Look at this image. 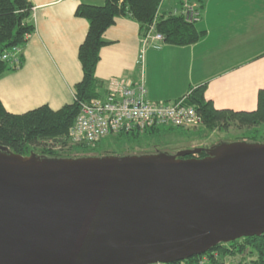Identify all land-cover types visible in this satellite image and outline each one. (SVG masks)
<instances>
[{"label": "water", "instance_id": "1", "mask_svg": "<svg viewBox=\"0 0 264 264\" xmlns=\"http://www.w3.org/2000/svg\"><path fill=\"white\" fill-rule=\"evenodd\" d=\"M52 159L0 147V264L182 262L264 234V142Z\"/></svg>", "mask_w": 264, "mask_h": 264}, {"label": "crops", "instance_id": "2", "mask_svg": "<svg viewBox=\"0 0 264 264\" xmlns=\"http://www.w3.org/2000/svg\"><path fill=\"white\" fill-rule=\"evenodd\" d=\"M36 30L22 48V65L0 77V100L14 114L41 105L58 110L75 99L83 78L78 51L88 20L76 15L81 1L31 0ZM203 4L196 24L206 34L186 46L161 43L142 55L138 22L120 16L104 38L96 75L105 93L122 82L143 78L148 98L174 101L193 87L206 85V98L218 109L254 111L264 92V0H194ZM178 2V1H177ZM174 3H166L168 10ZM175 6V5H174ZM143 65V67H142Z\"/></svg>", "mask_w": 264, "mask_h": 264}, {"label": "trees", "instance_id": "3", "mask_svg": "<svg viewBox=\"0 0 264 264\" xmlns=\"http://www.w3.org/2000/svg\"><path fill=\"white\" fill-rule=\"evenodd\" d=\"M177 1L179 0L167 1L163 5H161L162 0H104L103 5L81 1L76 9V15L87 19L89 28L78 51L83 78L74 87V101L65 104L58 110L45 104L21 114H14L9 112L0 100V147L11 153L27 155L34 152L40 157L52 159L84 157V155L65 154L62 152L63 150L85 154L99 152L103 146L101 142L94 145L70 146L67 135L80 112L81 103L103 97L106 94V83L96 75L101 58L100 52L108 44L104 38L106 30L116 23L118 17L126 16L139 23L142 36L148 33L152 25H155L156 31L164 35V41L168 44L186 46L197 43L204 37L206 31L200 30L197 23H189L183 16L172 13L174 5H180V2ZM174 2L176 4H173L168 10H163L166 3ZM195 2L202 9L203 4ZM32 14L33 3L31 0H0V77L9 70L17 69L9 61L3 60L2 55L14 47L23 48L27 44L29 37L36 30ZM206 88V85H200L191 88L187 93L189 94L187 104L197 109L204 119L205 128L186 130L172 126L149 127L144 131L116 135V143L126 140L135 147L142 145L143 139L148 136L168 134L176 130L184 131V133L195 131L203 134V130L206 129L207 135H205L208 137L216 130H227L232 124H236L240 128H247L241 140L264 142L263 91L259 93L256 110L235 111L216 108L214 103L206 98ZM67 145L69 146L66 148ZM36 147H39L40 152H36ZM203 148L200 153L186 157H205L208 154L206 150L208 147ZM157 152L162 151L156 148L147 153ZM106 155L108 154L96 156ZM237 257H240L237 264H264V234L220 243L210 251L195 255L182 262L184 264H233Z\"/></svg>", "mask_w": 264, "mask_h": 264}, {"label": "built area", "instance_id": "4", "mask_svg": "<svg viewBox=\"0 0 264 264\" xmlns=\"http://www.w3.org/2000/svg\"><path fill=\"white\" fill-rule=\"evenodd\" d=\"M171 0H162L164 2ZM172 13L181 15L189 23L202 19L200 5L191 0H179ZM161 7V6H160ZM164 35L152 25L142 36V55L147 48H160ZM22 48L14 47L2 55V59L19 68L22 65ZM143 67V65H142ZM189 94L174 101H153L148 98L143 78L139 82H122L99 98L82 102L81 109L67 135L68 144L94 145L110 135L132 131H144L149 127L172 126L186 130L199 129L204 125L197 109L187 104ZM67 145L66 148L69 146ZM151 264H184L183 262H156ZM228 264V263H225Z\"/></svg>", "mask_w": 264, "mask_h": 264}, {"label": "rangeland", "instance_id": "5", "mask_svg": "<svg viewBox=\"0 0 264 264\" xmlns=\"http://www.w3.org/2000/svg\"><path fill=\"white\" fill-rule=\"evenodd\" d=\"M202 127L205 128L204 125ZM246 130L247 128L245 127L240 128L236 124H232L227 130H216L208 137H206V129L203 130V134L195 131L184 133V131L176 130L175 132H170L168 134L161 133L148 136L143 139L144 141L142 145H136L135 147L129 144L126 140L116 143V137L114 135H110L102 139L101 144L103 146L100 148L101 150L99 152L90 154H85L83 152H70L68 150H63L62 152L65 154L71 153L72 155L80 156H96L98 154L125 156L132 153H147L158 148L162 152L175 154L185 148L193 149L198 147H215L221 142L241 140ZM36 152H40L39 147H36ZM32 153L34 152H30L27 155ZM239 259L240 257L235 258L234 260L236 261H233V264H237Z\"/></svg>", "mask_w": 264, "mask_h": 264}]
</instances>
